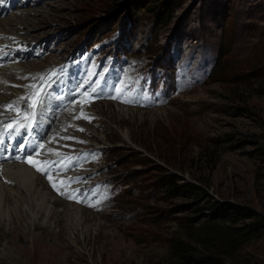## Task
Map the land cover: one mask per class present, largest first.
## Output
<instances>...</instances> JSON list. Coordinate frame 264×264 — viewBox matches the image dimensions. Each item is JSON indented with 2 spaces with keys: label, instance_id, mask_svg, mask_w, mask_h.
Segmentation results:
<instances>
[{
  "label": "rangeland",
  "instance_id": "obj_1",
  "mask_svg": "<svg viewBox=\"0 0 264 264\" xmlns=\"http://www.w3.org/2000/svg\"><path fill=\"white\" fill-rule=\"evenodd\" d=\"M23 1L24 6L4 18L14 14L34 19L37 27L27 33L37 41L16 48L24 45L34 51L39 45L18 65L1 61L0 67L19 66L29 74L47 68L51 80L53 73L62 77L63 68L73 72L70 56L82 57L96 47L97 53L108 55L113 48L122 53L118 57L150 65L148 74L156 65L157 76H164L168 85L163 88L166 95L145 93L143 103L150 107L97 102L88 109V117L95 118L92 122L78 118L62 126L96 148L92 166L87 162L84 173L100 167L89 175L110 181L122 193L110 194L109 203L86 211L76 203L65 212L59 209L61 213L41 231L30 227L29 203L16 201L15 209L10 205L8 210L14 229L3 241L12 254L16 248L31 250L33 236L40 234L41 256L49 257L51 264H192L188 256L204 255L214 257L216 262L210 264H264V227H257L264 224V0H170L167 12L151 0L153 7L121 9L112 19L115 6L125 0H41L33 5L32 0ZM94 52L86 58L84 73L91 76V83L110 66L102 59L95 67ZM186 54L187 59L201 54V64L195 67L197 59L192 60L187 66L191 74L183 76L185 67L179 64ZM31 61H39L38 67L29 70L26 65ZM219 61L226 63L225 73L217 76L212 70L208 77L209 65L214 62L215 69ZM134 64L127 68L130 74L124 70L128 77L139 70ZM91 68L97 72L90 73ZM193 78V83L180 84ZM71 82L77 88L85 80ZM64 83L56 86L66 92ZM16 85L10 87H22ZM150 97L166 101L154 104ZM32 100L40 104L42 98ZM77 101L68 106L81 111L82 101ZM165 176L175 177L177 185L200 188L206 196L198 205H193L192 197H174L161 186ZM208 197L252 212L253 218L211 223L210 211H201ZM18 264L27 263L20 258Z\"/></svg>",
  "mask_w": 264,
  "mask_h": 264
},
{
  "label": "bare ground",
  "instance_id": "obj_2",
  "mask_svg": "<svg viewBox=\"0 0 264 264\" xmlns=\"http://www.w3.org/2000/svg\"><path fill=\"white\" fill-rule=\"evenodd\" d=\"M30 13H32V11H28V14ZM14 16L15 15L13 14L10 18L9 17L2 18V19L0 18V36L3 35L4 33L5 34L3 35V37L7 36L5 38L0 37V62L9 61L10 59H13V57L17 61L18 60L22 61L25 58H30L33 56L32 54L35 53L34 51L38 47L37 45H39L38 43H36L34 51H31L30 49H26L25 47H23L24 45L20 48L14 47V45L16 44L18 45L27 44V46L32 45V43H35L33 41H37L36 36L30 35L27 33L30 30L36 29L37 26H35L34 24V19H30L29 17H21V16L20 18L18 17L15 18ZM22 19H26L27 22L23 23ZM13 28L16 30H14ZM23 31H25L24 32L25 35L23 37H20V36L17 37V35H20L21 33H23ZM1 40H4V41H1ZM191 50H193L192 47H191ZM21 55H22V59H20ZM37 62L31 61L30 63H28V65H26V67L29 68V70H33L37 66L36 65ZM0 68H2L0 69V104L5 103V102L18 103L21 106H25L31 102H33L34 104V100H32V97L34 96L33 93H38L39 96H41L42 101L40 104H35V109L41 112H44L47 110H49L50 112L53 111L51 102L48 100V94L50 93L49 91L55 85L59 84L58 80L61 78V76H59V73L51 74L52 78L54 77V79L47 80V77L49 75V74H46L47 68H43V69L38 68V71L35 74H29V71L26 72L27 70L22 71L19 66H17V68H14L13 66L11 68L9 67H6V68L0 67ZM96 69L97 68H91L90 73L95 71ZM125 73L130 74L131 70H126ZM72 74L73 72L71 71L70 76H69L70 82L75 80V77L74 76L72 77ZM86 74H84V76H86ZM33 77L34 79L32 80ZM128 78L131 79L132 76ZM128 78L126 80H128ZM90 79H91V76H90ZM90 79H87L89 83H91ZM64 82H65L64 85L61 87H66L65 93L66 95H68L69 88L70 89L76 88V86L75 85L68 86L70 82L69 81L67 82L64 81ZM100 82H101V79H100ZM15 83L17 85H22L20 89H17L18 91L14 89L13 87H10L11 84H15ZM40 86L42 88L38 92V87ZM11 91H14L15 94L14 93L10 94ZM21 98H24V99H21ZM70 102H73V100H70L69 97L65 99L64 111L66 115L62 117L58 116L55 126L53 125V123L51 124L52 119L48 121V126H50V124L51 126H54L53 132H52L53 138H55L56 136L60 138L66 137L65 132H63L65 127H62V126L73 123L72 121L74 119L78 120L77 117L81 115V111H79L78 114L71 111L73 108H75L76 105H73L74 107L72 106L70 107L68 106L70 105ZM77 102H80V101H77ZM152 102L155 104L154 100H152ZM66 104L67 106L65 107ZM72 104H75V102ZM142 105L145 106L144 103H142ZM150 106L151 105H146L144 108H147ZM76 108L78 107L76 106ZM18 139H20V137H17L16 139L13 140L12 138H8V134L4 135L3 126L0 123V141L2 143L3 142L6 144L12 143L13 145H16L17 147ZM57 143L59 145L62 144V142H57ZM58 144H56V147ZM46 146L47 144L45 145V147ZM35 149H37V151L39 150L41 151V149L38 146V143L31 142L29 145H26L23 152L15 150L16 153L14 154L13 152H7L8 154L7 153L0 154V233H1L0 234V264H18V260H20V258L22 259L24 258L27 264H51V260L49 257L44 258L43 256H41V253H40L41 249L39 247V243L42 239V235L40 234L33 236L34 238V241L32 242L33 247L29 251L16 248L15 249L16 253L13 252L12 254V250L10 248L9 249L7 248L6 242L5 244L3 243V241H5L8 236H10L11 231L14 229V226H12L13 225L12 221L14 220V216L11 215L9 217L10 212H8L10 205H12V207L10 206V210L13 208L12 209L13 211L15 209L14 204H16L15 203L16 201L20 203V201L26 200V202L29 203V207H28L29 212L28 211L27 212L29 213L30 217H28V219L33 218L32 223H30V227L37 231L47 229L49 227V225H47L48 221L51 218H54L61 213L59 209L60 210L62 209V212H65L70 206H73L71 203L68 202V200L72 199L69 197L70 196L73 197L70 193L60 195V198H56L54 194H59V188L55 187L54 190L52 191L47 187L48 183H51V181L46 178V175L54 174L52 167L49 168L48 173H41L40 171H37L35 167L25 162L26 160H33L36 162H44V161L48 162L49 161L47 155L45 153L40 154L41 152L29 158L31 152ZM92 158L93 157H91L88 161V164L90 165V167L92 166L91 165V162L93 161ZM89 169H92V170H90V172L84 173V169L82 168L81 171L83 172L78 173L79 178H88L86 183L82 187L76 188V191L79 192V194H82L83 191L88 192L90 189L94 187L102 186L105 183V182H101L100 180L95 179L94 175L93 177H91L92 175H89L95 171L101 170L100 167L93 166L92 168H89ZM77 202H79V200H77ZM105 202L106 200H101L99 202H92V203L89 202L90 203L89 206H92L94 208L95 206H99V205L101 206ZM76 204L79 205V203H76ZM41 207H43L44 211L41 209ZM87 208L88 207L83 206L81 210L86 211ZM17 240L20 243V237L17 236ZM50 249L51 248H48L47 251H49ZM14 256H16V258Z\"/></svg>",
  "mask_w": 264,
  "mask_h": 264
},
{
  "label": "trees",
  "instance_id": "obj_3",
  "mask_svg": "<svg viewBox=\"0 0 264 264\" xmlns=\"http://www.w3.org/2000/svg\"><path fill=\"white\" fill-rule=\"evenodd\" d=\"M152 1H156L158 4H160V7H162V9L167 12L170 8H171V1L170 0H152ZM151 0H125V2L123 4H117L115 6V10H113V14L111 15V19L114 18V16L116 15V12L121 11V9H127L130 11L135 12V10H141V9H146L149 7H153V5H151L152 3ZM139 13V11L137 12V14ZM261 63V62H260ZM215 67V63L214 66L212 68V70H214V75L217 76H221L222 74L225 73L227 66L225 62H220L218 63V66L214 69ZM218 82V81H216ZM161 186L163 187H167L169 192H171V194L174 197H192L195 200V203L193 205H198L199 202L203 201V198L206 196V193L200 189L197 188L195 186L186 184V185H177L176 184V179L173 176H165L163 178H161ZM207 198V197H206ZM205 206L203 208H201V211L203 210H208L210 211L211 215H212V219H211V223L216 222L219 219L222 218H234V217H239L241 218L242 221L246 222L247 220L253 218L251 215L253 214L252 212H246L243 211L242 209L238 208V207H233L230 205H224V204H220L217 202H212L209 197L208 200H205L204 202ZM214 227V226H211ZM249 227V226H247ZM257 227H264V224H258ZM216 229V228H215ZM237 229V228H236ZM214 231V228H213ZM234 231H236L234 229ZM215 234V233H214ZM220 236L224 237L223 234H220ZM175 248V247H174ZM179 251V250H178ZM177 250H175V252H178ZM179 252H181L182 254L185 252H182V250H180ZM178 257V254H176ZM192 256H188V260L187 262L192 263V264H210L211 260H214V257L211 256H202V257H198L195 259H191ZM179 258H182L181 255ZM217 259V258H215Z\"/></svg>",
  "mask_w": 264,
  "mask_h": 264
},
{
  "label": "snow or ice",
  "instance_id": "obj_4",
  "mask_svg": "<svg viewBox=\"0 0 264 264\" xmlns=\"http://www.w3.org/2000/svg\"><path fill=\"white\" fill-rule=\"evenodd\" d=\"M41 79H43V78H41ZM32 87H34V86H32ZM33 95L36 96L37 98H39V94L38 93H33ZM21 99H24V98H21ZM4 107H5V109L12 110V109H14V104H9V105H6ZM32 107H35V104H33ZM77 118H83V119H88V120H91L92 119L91 117H88L83 112H81V115L79 117H77ZM7 127L9 129H12L14 127V125L13 124H9V125H7ZM79 130L80 131H83V129H79ZM67 138L68 139H72V137H67ZM21 147H23V145H21ZM41 147H43V145H41ZM53 154L54 155H58V156L61 155L60 153H56V152H54ZM25 162H27L31 166L35 167L36 170L37 171H40L41 173H48L49 168H51L53 166V164L55 163V162L49 163L47 161H44V162H36V161H33V160H26ZM48 179L50 181L52 180V177H51L50 174L48 175ZM60 184H61V187L64 186V182L63 181H61ZM53 187L54 188L56 187V184L55 183L53 184ZM69 198H73L74 199L75 197H71L70 196Z\"/></svg>",
  "mask_w": 264,
  "mask_h": 264
},
{
  "label": "clouds",
  "instance_id": "obj_5",
  "mask_svg": "<svg viewBox=\"0 0 264 264\" xmlns=\"http://www.w3.org/2000/svg\"><path fill=\"white\" fill-rule=\"evenodd\" d=\"M171 63V62H170ZM213 66H214V62H213ZM211 72H212V69H211ZM211 72H210V74H211Z\"/></svg>",
  "mask_w": 264,
  "mask_h": 264
}]
</instances>
